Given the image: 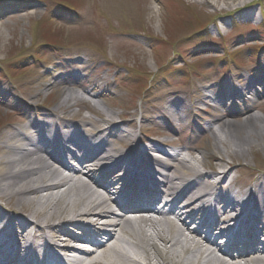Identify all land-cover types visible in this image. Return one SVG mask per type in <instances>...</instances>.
I'll return each instance as SVG.
<instances>
[{
  "label": "bare ground",
  "instance_id": "1",
  "mask_svg": "<svg viewBox=\"0 0 264 264\" xmlns=\"http://www.w3.org/2000/svg\"><path fill=\"white\" fill-rule=\"evenodd\" d=\"M203 1L208 7L226 3ZM234 4L238 11L245 6ZM70 77L57 76L52 84L64 88L56 109L41 114V105L31 101V95L21 97L18 103L31 113L37 112L40 120L24 115L26 124L7 126L0 133V264L1 260H7L6 264L48 260L53 264H229L220 255L236 256L234 264H264V178L241 190L233 175L239 165L230 163L223 154L211 151L218 161L211 171H204L208 167L205 160L192 161L182 150L169 155L163 150L169 142L146 141L141 130L135 131L136 112L124 113L120 122L102 113L98 120L84 117L73 122L69 111L76 105L84 103L93 112L96 106L85 103L68 87L75 79ZM106 83L103 93L97 85H75L89 96L105 98L110 96ZM255 84L242 79L233 88L236 97L252 92ZM4 88L3 92L0 87V98H10V88ZM171 95L169 107H159V116L173 129L178 123L176 110L183 103L177 92ZM233 96L212 90L202 97L224 108ZM185 106L184 111H188ZM249 114L245 124L218 117L212 121L217 129L210 127L208 134L218 143L220 135L246 127L264 137V121ZM142 119L151 124L158 121ZM224 139L227 143L229 137ZM246 143L239 140L236 147L241 150ZM117 145L128 150L122 151ZM71 147L85 150L77 157ZM159 154L168 160H159ZM234 155L238 151H231ZM208 157L209 153H204V158ZM72 158L84 166L86 175L80 172L66 178L53 167L71 168L66 160ZM133 174L140 186L126 185ZM130 208L151 212L154 218L121 222L117 210ZM168 210L176 213L177 225H170ZM238 225L244 229L234 240L231 233L234 235ZM70 228L80 231L81 236ZM217 233L224 238L223 243H219ZM15 245L18 248L14 249ZM92 245L95 250L88 253L84 246Z\"/></svg>",
  "mask_w": 264,
  "mask_h": 264
},
{
  "label": "rangeland",
  "instance_id": "2",
  "mask_svg": "<svg viewBox=\"0 0 264 264\" xmlns=\"http://www.w3.org/2000/svg\"><path fill=\"white\" fill-rule=\"evenodd\" d=\"M202 2L0 0V87L3 92L9 87L11 96L0 98V133L26 124L24 115L40 120L18 103L21 97L31 95L41 114L56 109L64 93L52 87L57 76L75 78L68 83L75 91L83 84L97 85L103 93L108 81L113 97L94 95V112L79 103L69 111L73 122L98 120L99 113L120 122L124 113L136 112V132L172 143L174 148L163 147L169 153L183 150L192 161L205 160L204 171L218 162L211 151L223 154L239 165L234 176L250 189L264 178V137L242 127L220 135L216 143L208 128L218 117L243 123L249 113L264 121V0H226L212 7ZM239 2L246 6L241 11L234 6ZM242 79L255 82V89L236 97L233 88ZM212 90L235 97L222 108L204 101L203 94ZM172 92L183 105L176 110L177 127L170 129L159 110L169 107ZM143 117L158 121L147 123ZM239 140L247 141L241 150Z\"/></svg>",
  "mask_w": 264,
  "mask_h": 264
}]
</instances>
